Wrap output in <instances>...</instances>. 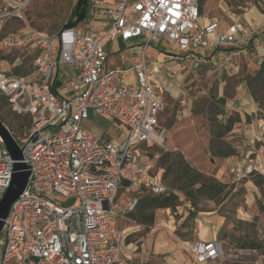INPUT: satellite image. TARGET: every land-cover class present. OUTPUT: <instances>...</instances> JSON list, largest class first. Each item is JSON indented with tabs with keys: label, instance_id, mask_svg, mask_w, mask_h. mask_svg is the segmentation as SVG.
<instances>
[{
	"label": "built area",
	"instance_id": "2783aa9c",
	"mask_svg": "<svg viewBox=\"0 0 264 264\" xmlns=\"http://www.w3.org/2000/svg\"><path fill=\"white\" fill-rule=\"evenodd\" d=\"M28 1L1 0L0 9V21L12 16L24 21L23 31L5 36L0 31V49L7 54L30 40L37 50L24 73L0 68V95L11 111L29 118L20 133L3 125L30 172L3 219L0 264H128L119 217L132 211L141 197L169 191L155 171V159L142 161L134 150L166 143V129L159 123L166 107L159 91V62L146 60V47L151 41H167L172 57L160 62L179 64L183 70L229 67L245 54L264 59V24L236 17L223 26L218 17L200 12L198 0H110L102 28L96 29V0L86 32L62 25L43 34L24 19ZM133 39L142 40V49L130 68L135 79L127 82L129 69L106 67L105 44ZM65 67H74L75 75L67 83L70 93L61 95L54 90V78ZM88 109L113 119L125 136L113 141L84 128ZM52 127L60 128L52 133ZM14 163L0 136V200ZM122 187L128 194L124 205L118 201ZM191 250L199 262L240 261L258 253L250 247L225 253L219 242L201 240Z\"/></svg>",
	"mask_w": 264,
	"mask_h": 264
},
{
	"label": "crops",
	"instance_id": "0c3cea01",
	"mask_svg": "<svg viewBox=\"0 0 264 264\" xmlns=\"http://www.w3.org/2000/svg\"><path fill=\"white\" fill-rule=\"evenodd\" d=\"M94 1L86 0L85 15L74 25L83 32L89 28L88 12ZM98 1L96 29L102 28L104 6L110 0ZM70 2L69 14L77 0ZM198 7L206 17H218L223 26L236 17L264 24V0H203L201 4L198 0ZM4 20L0 21V31ZM18 31H23V26ZM260 36L264 38V31ZM29 42L12 48L9 53L26 49L36 53ZM141 42V39L106 42V67L119 68L109 66L107 57L122 46L137 48V54L130 58L136 63L141 54ZM167 45L163 39L151 41L145 50L146 60L158 61L160 67L159 91L166 107L159 114V123L168 135L177 136V144L184 156L197 169L222 183L226 193L219 200L205 198L201 207L195 209L179 191H175L180 199L176 210L167 218L158 217L155 225L150 226L139 240L126 238L137 231L138 226L118 224L125 236L122 251L128 264H228L231 260L199 262L191 247L200 240L217 241L227 250L251 242L264 245V96L258 97L259 93H264V59L245 54L236 65L229 67L202 65L198 69L188 67L183 70L179 64L172 67L160 62L172 55L167 53ZM5 63H1L0 68L15 73L27 71L22 56L17 54L11 62ZM133 65L119 68L129 69L124 74V81L135 79L130 69ZM172 69L173 75L170 74ZM55 75L54 90L68 95L67 83L75 75V68H60ZM91 113L93 117H107L115 131L98 130L89 116L82 122L84 128L113 141L125 136V130L113 119L92 110ZM171 114L172 119L169 118ZM185 136H193V139H184ZM134 150L142 161L150 157L149 149L145 150L143 146ZM118 201L122 205L128 201L123 187L119 190ZM243 261H246L244 264H263V257L258 252Z\"/></svg>",
	"mask_w": 264,
	"mask_h": 264
},
{
	"label": "rangeland",
	"instance_id": "374dc122",
	"mask_svg": "<svg viewBox=\"0 0 264 264\" xmlns=\"http://www.w3.org/2000/svg\"><path fill=\"white\" fill-rule=\"evenodd\" d=\"M71 1V0H70ZM69 0H29L26 4L23 14L25 21L38 31L44 34H51L56 31L69 20L70 15V2ZM203 0H199L201 4ZM24 25V21L12 16L6 18L1 28V35L5 36L8 32L18 31ZM153 43V42H152ZM151 43V45H152ZM153 46V45H152ZM137 48L130 47H120L119 50L109 53L107 57V64L109 66H118L119 68H126L135 63V60H131V56L133 54H137ZM136 50V51H135ZM4 51L0 49V65L1 63L11 62L12 58L17 54L22 56L26 68L24 70L31 68V61L36 54L35 51H30L29 49L20 50L18 53L12 52L8 55H5ZM6 64V63H5ZM2 96V95H1ZM264 96V93H259L258 97ZM4 100L0 98V118L3 119L6 125L12 126L14 128L15 133H20L19 124L22 123L15 114L11 112V109L7 105H3ZM89 120L91 119L93 125H95L98 130L105 131H115L111 125V121L109 119L104 118L102 116L93 117L91 110L88 109ZM168 116V114H167ZM172 119V114L169 117ZM2 122V121H1ZM3 123V122H2ZM60 127H52L49 128V131L55 133ZM66 129L64 125L62 127ZM177 136L168 135L166 132V143L162 148H150L148 151L150 153V157H153L156 161L155 171L160 175L161 179L164 183H166L169 188L174 191H179L185 200L189 202L191 206L195 209L201 207L203 204V200L207 197L204 194H197L193 189L198 186V184H191L194 180H205L211 179L212 177L207 175L204 171H200L197 169L191 162V160L187 159L184 154L181 152V146L177 144ZM184 139H193V136H185ZM157 155V157H155ZM183 188L182 190L178 188ZM184 191L190 192L189 196H187ZM226 192H222L216 200H219L223 194ZM180 202V199H179ZM147 201L145 198H141L137 204L134 206L133 210L129 213L123 215L119 218V225L128 226V224L138 226V230L130 233L126 236L128 240H139L142 235H144L149 227L155 225L156 219L159 217L160 219L167 218L168 215H172L177 208V205L173 210L171 208H160V209H152L147 207ZM145 210V211H142ZM153 212L154 220L152 223L145 222L143 217H146L145 213ZM142 212V213H140ZM164 220H162L163 222ZM166 223V222H165ZM240 247V246H239ZM238 248V247H236ZM224 252L227 253L230 249H226L222 246ZM0 252H1V243H0ZM219 260H229V259H219ZM231 260V259H230ZM229 260V261H230ZM244 260V259H243ZM237 261L231 260L227 262L228 264H244L246 261ZM218 261V260H217ZM135 264H148L146 262L136 263ZM248 264V263H247Z\"/></svg>",
	"mask_w": 264,
	"mask_h": 264
},
{
	"label": "trees",
	"instance_id": "16d2710c",
	"mask_svg": "<svg viewBox=\"0 0 264 264\" xmlns=\"http://www.w3.org/2000/svg\"><path fill=\"white\" fill-rule=\"evenodd\" d=\"M85 5H86V0H77L75 5L72 8L71 15L68 21H66L63 25L64 26H74L78 21H80L84 15H85ZM19 73V72H16ZM0 98L4 100L3 105H7V100L0 95ZM1 108V106H0ZM13 114H15L13 111H11ZM16 117L22 121L21 124H19V130L20 132L29 125V118L26 116H20L15 114ZM0 120L4 123L3 119L0 118ZM5 124V123H4ZM10 125V124H9ZM7 125L13 132L14 128L12 126ZM191 184H198L197 187H195L193 190L197 194H204L207 197L210 198H216L218 197L224 190V185L220 182H218L216 179L211 178V179H205V180H193ZM182 190L183 188H178ZM184 193L189 196L190 192L184 191ZM145 200L148 202L147 207L152 208V209H160V208H171L172 210L180 204L179 202V196L175 193V191L169 188V191L167 194L163 195H157V196H148V197H143ZM145 211V210H142ZM142 213V212H140ZM146 217H143V220L148 223H152L154 220V214L151 211L150 213H145ZM240 247H250L253 249H256L263 257V264H264V245L261 243H256V242H251L248 245L240 246Z\"/></svg>",
	"mask_w": 264,
	"mask_h": 264
},
{
	"label": "water",
	"instance_id": "95a60500",
	"mask_svg": "<svg viewBox=\"0 0 264 264\" xmlns=\"http://www.w3.org/2000/svg\"><path fill=\"white\" fill-rule=\"evenodd\" d=\"M0 136L4 142L5 147L8 149L11 157L15 160L14 173L8 188L6 189L2 199L0 200V231L3 226V219L6 217L11 203L23 191L29 176L28 166L21 162L22 153L21 149L12 138L6 127L0 120Z\"/></svg>",
	"mask_w": 264,
	"mask_h": 264
}]
</instances>
